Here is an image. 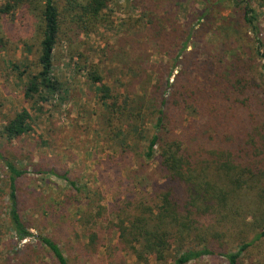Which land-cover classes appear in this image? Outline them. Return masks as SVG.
I'll return each instance as SVG.
<instances>
[{"label":"rangeland","instance_id":"374dc122","mask_svg":"<svg viewBox=\"0 0 264 264\" xmlns=\"http://www.w3.org/2000/svg\"><path fill=\"white\" fill-rule=\"evenodd\" d=\"M6 1L0 0V9ZM59 6L62 9L63 4ZM255 10L262 28L263 10L258 6ZM36 15L37 11L17 9L0 17V36L6 43L0 48V152L27 169L17 182L18 206L25 225L33 234L47 235L62 248L73 242L75 232L82 233V213H94L102 205L107 213L104 220H111V210L124 205L125 195L149 199L152 187L162 183L156 163L146 161L144 154L154 133L157 105L153 100L166 80L174 82L190 64L210 68L207 61L211 56L230 51L246 62L245 78L264 83V63L255 57L252 35H242L241 20L226 3L108 0L93 33L78 32L65 17L51 69L59 93L53 97L45 93L46 102L26 101L22 88L31 74L38 72L33 67L41 39ZM184 44L185 51L180 54ZM25 49H30L31 55ZM12 64L19 69L11 68ZM92 66L97 68L101 83L119 96V103H130V110L143 111L139 121L119 122L115 131H125L116 136L107 125L110 113L99 101V85L87 77ZM22 71L26 74L19 77ZM188 75L186 72L185 78ZM21 109L30 114V131L12 146L2 137L3 128L6 117ZM125 148L128 150L120 154ZM7 179L0 161V264H20L11 252ZM68 181L76 186L70 188ZM89 191L98 194L90 195L93 210L86 205ZM28 245L41 264H54L44 250L32 242ZM106 248L100 250L102 264H139ZM236 250V240L229 239L215 256L191 264H227L220 252ZM142 264L157 263L147 259ZM237 264H264V240L245 252Z\"/></svg>","mask_w":264,"mask_h":264},{"label":"trees","instance_id":"16d2710c","mask_svg":"<svg viewBox=\"0 0 264 264\" xmlns=\"http://www.w3.org/2000/svg\"><path fill=\"white\" fill-rule=\"evenodd\" d=\"M221 1L240 18L242 35H252L255 57L264 63V24L261 28L255 10L258 6L264 13V0H218ZM107 3L108 0L6 1L0 17L17 9H29L37 11L39 19L41 39L33 64L38 72L31 74L22 88L26 101L46 102L45 93L52 97L59 93L51 69L65 17L78 32L93 33ZM5 45L0 36V48ZM185 48L184 44L180 54ZM25 50L31 55L30 49ZM243 61L235 52L213 55L207 61L210 68H203L202 63L190 64L174 82L166 80L164 87L159 86L162 90L152 99L157 105L154 133L144 158L156 163L162 183L152 187L149 199L122 194L124 205L111 210V220H104L107 213L102 205L94 213H82V233L75 232L73 242H67L65 248L47 235L33 234L25 225L18 206L17 182L27 169L0 152L8 176L6 217L14 259L20 264H41L28 245L32 242L54 264H102L100 250L110 239L106 249L130 256L139 264L147 259L157 264H191L215 256L229 239H234L236 252L219 255L227 264H237L245 252L264 240V83L244 77ZM11 68L19 69L16 64ZM186 72L189 75L185 78ZM25 74L22 71L19 77ZM87 77L99 85V101L110 113L107 125L112 136L125 131H115L119 122L139 121L143 111L135 112L130 110V103H119V96L101 83L95 66L88 69ZM29 119L26 109L6 117L2 137L7 144L13 146L29 133ZM127 150L119 153L123 155ZM68 185L76 186L69 181ZM90 195L98 194L89 191L85 196L86 205L93 210ZM26 241L27 245L19 247Z\"/></svg>","mask_w":264,"mask_h":264}]
</instances>
